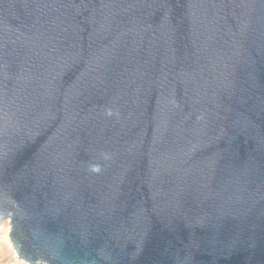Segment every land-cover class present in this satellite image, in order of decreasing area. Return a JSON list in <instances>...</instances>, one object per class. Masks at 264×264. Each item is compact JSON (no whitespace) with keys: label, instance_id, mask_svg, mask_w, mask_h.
I'll return each mask as SVG.
<instances>
[{"label":"water","instance_id":"95a60500","mask_svg":"<svg viewBox=\"0 0 264 264\" xmlns=\"http://www.w3.org/2000/svg\"><path fill=\"white\" fill-rule=\"evenodd\" d=\"M0 220L26 264H264V0H0Z\"/></svg>","mask_w":264,"mask_h":264},{"label":"rangeland","instance_id":"374dc122","mask_svg":"<svg viewBox=\"0 0 264 264\" xmlns=\"http://www.w3.org/2000/svg\"><path fill=\"white\" fill-rule=\"evenodd\" d=\"M9 221L0 220V264H26L17 258L9 241Z\"/></svg>","mask_w":264,"mask_h":264}]
</instances>
